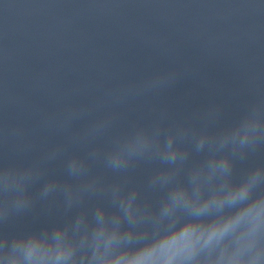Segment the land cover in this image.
Wrapping results in <instances>:
<instances>
[{"label":"clouds","instance_id":"obj_1","mask_svg":"<svg viewBox=\"0 0 264 264\" xmlns=\"http://www.w3.org/2000/svg\"><path fill=\"white\" fill-rule=\"evenodd\" d=\"M248 190L247 185L240 187L232 194V200L236 202L238 198L239 202H243ZM208 206L209 203L200 205L188 218H176L168 230L133 252L114 253L112 249L118 244V234L115 231L107 232L101 226L95 235V264H243V237L237 238L238 248L231 254L222 249L220 256L213 260L211 252L226 236L246 223L251 224L253 232L259 229L264 224V200L247 211H238L228 218L206 222L203 213ZM164 211L166 213L167 209ZM26 247L28 257L37 264H47L53 255L39 239L29 240ZM204 253L208 255L203 256ZM69 254V249L60 247L54 252L57 261Z\"/></svg>","mask_w":264,"mask_h":264}]
</instances>
